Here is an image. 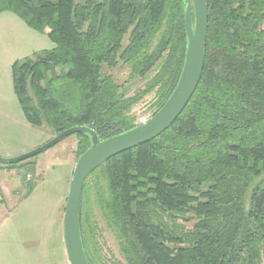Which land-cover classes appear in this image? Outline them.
I'll list each match as a JSON object with an SVG mask.
<instances>
[{
	"label": "trees",
	"instance_id": "trees-1",
	"mask_svg": "<svg viewBox=\"0 0 264 264\" xmlns=\"http://www.w3.org/2000/svg\"><path fill=\"white\" fill-rule=\"evenodd\" d=\"M185 0H0L51 48L12 65L27 122L103 140L140 124L132 112L169 98L186 51ZM204 65L177 118L115 154L82 183L78 221L90 264H262L264 0H206ZM193 19V15H192ZM145 78L125 95L109 69ZM149 116V117H150ZM148 117V118H149ZM78 137L77 158L90 146ZM98 215L120 259L101 253Z\"/></svg>",
	"mask_w": 264,
	"mask_h": 264
},
{
	"label": "rangeland",
	"instance_id": "rangeland-1",
	"mask_svg": "<svg viewBox=\"0 0 264 264\" xmlns=\"http://www.w3.org/2000/svg\"><path fill=\"white\" fill-rule=\"evenodd\" d=\"M53 43L41 32L29 28L16 14L4 11L0 14V156L14 157L32 150L53 135L45 125L35 127L27 122L16 98L12 83V65L33 52L51 48ZM115 81L122 85L125 95L141 89L145 78L129 79L127 67L118 65L109 69ZM152 95L144 96L133 107L137 122L146 120L151 112ZM78 137L70 134L43 152L14 164L0 162V204L10 209L20 197L21 212L12 213L7 223L20 222L23 231L40 236L53 235L47 247H53V264H69L63 239V214L73 167L77 160ZM5 192V195L3 194ZM5 203V204H4ZM18 220L15 218L18 217ZM99 228L101 253L106 259H120L113 234L96 215ZM42 224V226H41ZM40 225V226H39ZM12 230V229H11ZM29 251L35 244L26 243ZM47 250V249H46ZM46 252V251H45ZM27 260V259H26ZM30 259L27 260V262ZM262 264H264V259Z\"/></svg>",
	"mask_w": 264,
	"mask_h": 264
},
{
	"label": "water",
	"instance_id": "water-1",
	"mask_svg": "<svg viewBox=\"0 0 264 264\" xmlns=\"http://www.w3.org/2000/svg\"><path fill=\"white\" fill-rule=\"evenodd\" d=\"M207 16L206 0H185L183 8L186 31L184 63L169 98L152 116L127 131L103 140L90 127L72 126L55 134L32 150L9 158L0 156V162L14 164L43 152L70 134L82 133L90 138V146L78 156L73 167L64 206L63 239L69 264H90L83 251L78 221L79 198L83 181L90 172L109 157L158 136L181 113L192 96L202 73Z\"/></svg>",
	"mask_w": 264,
	"mask_h": 264
},
{
	"label": "crops",
	"instance_id": "crops-1",
	"mask_svg": "<svg viewBox=\"0 0 264 264\" xmlns=\"http://www.w3.org/2000/svg\"><path fill=\"white\" fill-rule=\"evenodd\" d=\"M3 194L5 195V192ZM25 200L26 198L20 197L10 209L7 205L0 204V264H53V257L48 255V252L50 255L53 254V247L51 246V249L47 247L49 241L54 240L52 234L47 237L44 236L41 227L40 236L33 233L29 235L26 230H22L18 220L19 214L15 218L18 222L6 224L7 220H12L9 217L12 216L13 212H16V207L19 209L16 213L21 212V203ZM26 243L35 244L34 251H29ZM26 259L30 260L27 262Z\"/></svg>",
	"mask_w": 264,
	"mask_h": 264
}]
</instances>
